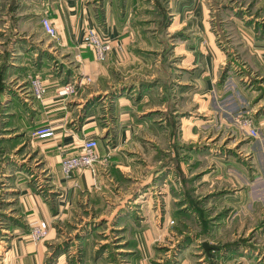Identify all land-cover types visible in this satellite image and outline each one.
I'll return each instance as SVG.
<instances>
[{"label": "crops", "instance_id": "obj_1", "mask_svg": "<svg viewBox=\"0 0 264 264\" xmlns=\"http://www.w3.org/2000/svg\"><path fill=\"white\" fill-rule=\"evenodd\" d=\"M121 2L0 0V73L5 84L0 90V137L9 152L25 146L20 167H8L18 201L17 214L10 216L22 219L3 230L0 264H160L174 252L177 264L188 262L183 249L162 251L184 235L172 231L171 221L187 223L179 213L188 204L186 188L170 159L176 154L175 141L193 145L180 167L184 176H197L193 194L207 197L204 203L215 225L210 232L215 248L210 257L203 256L205 264L212 255L216 264H264V28L242 25L247 65L253 69L228 64L229 75L220 86L230 60L206 0H174L169 28L183 29L186 36L173 49H179L181 58L173 102L163 99L159 84L138 99L139 77L151 81L160 76L155 67L149 75L136 67L157 66L159 60L135 51L138 29L131 22L138 12ZM256 3L264 19V0ZM45 16L56 26L57 38L45 32ZM89 26L112 44L104 62L84 44ZM120 67L128 69L122 76ZM37 74L47 83L42 99L31 91V78ZM84 75L91 76L90 84L76 94H58ZM170 105L174 114H181L176 135H171L164 113ZM157 110L161 114H149ZM239 110L253 114L259 136L240 129L235 122ZM42 125H51L55 135L33 136ZM90 137L98 139L99 159L106 161L98 164L96 174L83 168L66 176L62 159L78 153ZM158 148L165 152L161 157L156 156ZM189 217L201 223L195 213ZM42 220L49 223V233L33 241L30 229ZM237 225L253 226L247 232L255 230L254 235L235 236ZM232 241L239 244L224 245ZM109 242L111 247L101 252Z\"/></svg>", "mask_w": 264, "mask_h": 264}, {"label": "rangeland", "instance_id": "obj_2", "mask_svg": "<svg viewBox=\"0 0 264 264\" xmlns=\"http://www.w3.org/2000/svg\"><path fill=\"white\" fill-rule=\"evenodd\" d=\"M122 1L123 2L121 3L123 5L125 3H128V8L131 11L133 8L135 12H138V14H136V16L133 17L132 22H131L133 23V25L135 24V27L138 29V32H136V38L138 42L135 45V51L140 53L141 55H144L143 53H146L145 54L146 56H151L150 54H153V56H156L155 59L159 60V64H157V66L149 65L148 66L149 68H148L147 65H142L140 68V66L138 65L136 69H138L139 72L142 73V75H149V73H153L152 69L155 67L156 74H158L160 78H165L164 73L166 72V69H167L166 66L170 68V72L173 73L174 71V74H176L175 73L176 70L180 72L181 67H179L178 65L180 63L181 58H180L179 53H177L179 49L175 48V51L173 50L172 53L166 54L165 52L171 43L175 44L181 38H179V36L172 37V35H174L178 31V30H175L174 28H169L172 22L169 24V26L166 29L162 28L163 16H161L160 14L161 11L164 10L163 7H165V11H163L165 12V14L167 12H173L172 10H173L174 0H166V1L161 0L157 2L155 0H140L137 3L132 2V0H122ZM116 2H118V0H116ZM157 4H158V7H157ZM224 4H228L233 7H239V8L245 9V15L247 17L257 15V13H259L258 12L259 6L256 3V0H210L207 6L210 10L209 19L213 18V20L211 19V23H212V26H214L213 29L217 32L216 35H217L219 44L221 46V49L227 55V58L230 60V63H227L226 66H228V64L230 66L232 64H235L236 66H238L237 64H243V63L247 65V62L249 60L248 49L246 46L248 39L245 36L246 34L243 33L242 25H246L249 19L247 20L246 17H241L239 15H236L235 12H231V9L227 8V5H225V7H222V8L219 7L220 5H224ZM162 41H165V42H162ZM247 66L253 69L251 65L248 64ZM120 68L121 70H117V72L120 73L119 76H122L121 74L126 73L128 69L123 68V67H120ZM139 78H140L139 80H142V79L145 80V78H142V77H139ZM91 82L87 84H90ZM158 115L156 116L159 117ZM148 148H150V146H148ZM10 156H11V159H9V161L5 163V168H4L5 176H9V174H11L13 170H15L16 168H19L20 164L23 162L21 161L23 158H20L19 155L16 156L15 152L11 151ZM33 166L34 165H31V167ZM8 167L13 168V170L8 169ZM193 177L195 179L191 184L190 182H188V178H193ZM1 178H2V175L0 173V182L2 181ZM5 178H6V183L0 185V226L2 227L6 226V223L8 222V218L10 215L17 214V206H18L17 197H15L16 191H12L11 188H13V185L11 181L10 182L8 181L9 177L8 178L5 177ZM185 178L187 180V185L185 184L187 188H192V186L195 185L194 182L197 176L189 177L188 175H185ZM202 206L204 208H207L206 203L205 205H202ZM10 217L13 218L12 216ZM19 219L21 220L22 217H19ZM185 220L187 222L186 223L187 226L185 227H187L188 229L184 228L183 225H185V223L181 222V224H178L177 222H175V220H173L171 221V224H170L172 231L177 233V235L180 234L179 230L177 229L178 226L184 229L182 234H185L187 232L194 234L195 231L201 230L202 226H200V223L196 222L197 219L195 217L186 216ZM236 227L238 229L236 230L235 236H243V235L246 236L247 233H249V235H254L253 232H255V230H250L249 232H247L253 226L243 227L241 225H237ZM2 229L4 230L6 228H2ZM3 230L0 231V237L3 233H5V231ZM227 231L228 230L225 229V232ZM196 239H201L202 242L193 240V242L188 247L183 249V252H185V254H188L187 255L188 258L185 255V258L188 261L185 264H205V261L203 260V256L207 252L205 251V248L202 247L203 246L202 244L204 241H208L211 244L210 242L211 238L210 236H208V237H201V238H196ZM169 243L167 245L168 247L162 248L163 253H165L167 250L175 248V245H172V244L170 245ZM176 252H178V250Z\"/></svg>", "mask_w": 264, "mask_h": 264}, {"label": "trees", "instance_id": "obj_3", "mask_svg": "<svg viewBox=\"0 0 264 264\" xmlns=\"http://www.w3.org/2000/svg\"><path fill=\"white\" fill-rule=\"evenodd\" d=\"M156 2L157 1H161V0H155ZM166 1V0H165ZM209 1L210 0H206L207 4H209ZM225 5H227V8L231 9V12H235L236 15H239L241 17H246V19L248 20L247 24H255L256 25V28H264V19H260L259 18V13H257V15L255 16H246L245 15V9L243 8H239V7H233L231 5H228V4H224V5H220L219 7L222 8V7H225ZM157 7H158V4H157ZM163 11H165V7H163ZM167 9V7H166ZM161 11V16H163V26L162 28L163 29H166L169 24L172 22L173 20V14L172 12H167L165 14V12ZM168 11V10H167ZM250 11V10H248ZM247 11V12H248ZM213 20V18H211ZM214 28V26H213ZM215 31V30H214ZM264 32V31H262ZM215 33H217L215 31ZM178 37L183 39V37L186 36L184 30H179L177 31L174 35H172V37ZM162 42H165V41H162ZM169 45V43H168ZM174 43H171L168 47V49H166V54L167 53H172L173 49H174ZM165 54V55H166ZM166 72L164 73L165 74V78H160V77H157L151 81L149 80H139V84H138V95H137V98L140 99L142 97V94L145 92V90H148L149 88L153 87V86H156V85H160L162 87V90H163V99L164 100H169L170 102L172 101L173 102V87L175 85V78H174V71L173 73L170 72V68H168V66H166ZM229 75V66H226L224 68V70L222 71V74H221V79H220V83L221 84L220 86L224 85L227 77ZM2 74L0 73V90L2 91L5 87V84L2 82ZM171 102V104H172ZM174 111V108L170 105L169 107V110L167 112H164L165 113V116L167 115V124L170 126V131H171V135H176V131H177V128H176V124L178 122V117H180L181 114H174L173 113ZM150 115H154V114H161V111L160 110H157L155 112H151L149 113ZM148 114V115H149ZM188 113H186L187 115ZM113 117V116H112ZM23 147L25 146H22L20 147L16 152H15V155H21V152L23 151ZM173 148H174V151H175V156L173 158H170L171 160H173L175 162V165H176V169L177 171L182 175L181 176V181H182V185L186 188L185 190V199L187 200V206L186 208L182 209V210H179V213L181 215V218L184 217V216H190L192 215L193 213H195L196 215L199 216L200 220H201V223H200V226H202L201 230L200 231H195L194 234H191L189 232L185 233L179 240L178 242L176 243L175 245V248L174 250L175 251H181L182 249H184L185 247H187L188 245H190L193 240H194V237L195 238H199V237H208L210 236V232L214 229L215 225L212 223V220L209 219V216H210V211L208 210V208H204L202 205H204L205 203V200L207 197H202L200 199H197L193 192H194V187L192 186V188H187V180L185 178V176L183 175V171L180 167V161L182 159H186L188 158L190 155H189V151H192L193 150V145L192 144H179L177 141H175L173 143ZM185 150L186 154L184 156H182V152L180 150ZM184 152V153H185ZM163 154H165L164 150L162 148H158V151H157V157H161ZM9 159H11V156H10V152L7 148V146L5 145L4 143V138H1L0 137V173L2 175V178H1V182H0V185L1 184H5L6 183V178H8V176H5V173H4V168H5V163L9 161ZM26 164L22 165L23 167H25ZM26 168L27 170H29V166L26 165ZM196 177V176H195ZM194 177L193 178H188V182H190L192 184V182L194 181ZM186 184V185H185ZM19 220V219H18ZM18 220H14L11 218V223H6V226H0V231H2L3 229L2 228H6V229H11L14 225H20V221ZM184 228H187L185 226H187V224L185 223V225H183ZM177 229L179 230V233L182 234L184 229H182L180 226L177 227ZM188 229V228H187ZM185 229V230H187ZM243 241L242 239L240 240V242ZM239 244V241H232V242H226L224 245L226 246H233V245H237ZM108 247H111V243H105L101 248H100V251L102 252L104 249L108 248ZM203 247V246H202ZM219 247H221V245H219ZM206 258V261L209 263V264H216V261L214 259V256L212 255V258H208V256L205 257ZM160 264H177V258H176V253H172L169 257L165 258Z\"/></svg>", "mask_w": 264, "mask_h": 264}, {"label": "built area", "instance_id": "obj_4", "mask_svg": "<svg viewBox=\"0 0 264 264\" xmlns=\"http://www.w3.org/2000/svg\"><path fill=\"white\" fill-rule=\"evenodd\" d=\"M42 25L45 32L51 38L58 37V30L52 23L48 16L42 19ZM84 44L92 48L95 57L98 61L104 62L107 60L109 52L112 50V44L101 37L99 32L94 26L87 27L84 34ZM92 81L91 76L84 75L72 82L63 85L58 94L60 96L76 94L80 87ZM31 91L35 98L42 99L47 92V83L45 80L37 75L31 78ZM235 122L240 129L244 130L247 134L257 137L260 135L259 129L255 125V118L248 110H239L235 113ZM55 135V130L51 125H42L33 132V136L38 138H49ZM99 141L97 138L90 137L84 139L80 150L76 154H70L62 159V171L66 176H71L73 172L79 169H90L93 174L97 173L98 164L105 162L106 158L99 159L97 152ZM173 221V220H172ZM30 237L33 241H40L46 238L49 233V223L47 221H38L32 225L30 229Z\"/></svg>", "mask_w": 264, "mask_h": 264}, {"label": "water", "instance_id": "obj_5", "mask_svg": "<svg viewBox=\"0 0 264 264\" xmlns=\"http://www.w3.org/2000/svg\"><path fill=\"white\" fill-rule=\"evenodd\" d=\"M203 247L205 248V251L207 252L208 256H211V250L214 249L215 247L211 245L208 241L203 242Z\"/></svg>", "mask_w": 264, "mask_h": 264}]
</instances>
